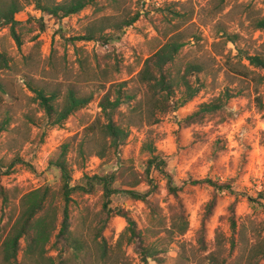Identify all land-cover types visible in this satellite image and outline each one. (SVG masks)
Masks as SVG:
<instances>
[{"label":"rangeland","instance_id":"rangeland-1","mask_svg":"<svg viewBox=\"0 0 264 264\" xmlns=\"http://www.w3.org/2000/svg\"><path fill=\"white\" fill-rule=\"evenodd\" d=\"M169 8L186 15L183 27L188 28L190 44L178 58L183 62L202 64L203 72L196 82L200 90L175 112L162 115L156 124L146 126L138 122L117 156L99 159L93 155L83 166H77L74 148L84 135V128L100 116L103 80L118 83L136 75L143 60L151 53L158 31H164L163 18L169 15ZM137 11L142 16L125 28L119 40L109 43L69 41L83 34L86 24L96 18ZM24 13L25 16L19 18L23 21L22 26L15 28L20 47L9 28H0V51L8 60V67L0 70V121L4 117L10 121L8 130L0 134V163L7 166L18 156L30 162L33 169L17 165L7 174L3 168L0 186L19 197L43 185L57 189L59 172L49 166V161L62 143H69L67 158L73 184L80 182L84 175L116 172L120 161L131 160L141 181L138 188L145 191L148 188L144 178L146 156L140 147L150 136L157 151L166 157L167 168L176 182L187 178L230 181L237 192V202L234 209L236 232H233L228 207L234 201V195L228 192L218 195L211 215L205 219V205L213 193L210 186L187 184L176 198L168 194L165 180L156 175L158 187L150 199L158 208L161 224L154 234H150L145 230L148 211L145 204L125 195L114 196L113 206L128 210L138 228L143 229L145 243L154 244L160 252L156 261L147 258L149 264H212L213 257L219 262L225 261L222 264L247 263L249 247L256 241H264V210L252 208L246 198V195L256 198L259 192L264 193V71L256 70L253 74L257 80L261 77L259 84L236 71L246 70L241 63L247 66V62L238 59L244 53L264 52V32L254 30L251 24L253 17L264 15V0H98L97 6L65 19L61 25L46 20L44 30L37 21L41 15L33 2L25 7ZM225 32L237 35L236 41H227ZM192 35L198 37L197 42ZM70 86L82 94L92 93V100L63 125H47L40 107L33 100L32 88L63 91ZM108 86L106 83L105 87ZM133 88L138 89L136 85ZM226 92L232 97L221 111L207 115L189 127L179 124L202 103ZM116 185L121 186V182L118 180ZM101 193L96 189L83 197L72 198L69 207L71 229L85 243V248L70 264H113L114 261L145 264L137 252V245H124V253L111 255L106 263L99 259L92 243V228L96 224L95 214L101 209ZM19 197H12L8 205H3L0 200V264H5L1 244L16 216ZM177 200L183 204L188 229L183 235L172 237L165 228L170 216L168 208L177 204ZM125 226L122 217L110 219L102 234L108 246L115 245ZM216 232L220 233L219 247ZM20 244L21 250L14 264H34L23 260L25 241L21 240ZM53 244L54 239L46 251L56 262L55 257L61 254L63 258L67 252L60 244L58 248ZM251 263L264 264V257Z\"/></svg>","mask_w":264,"mask_h":264},{"label":"trees","instance_id":"trees-1","mask_svg":"<svg viewBox=\"0 0 264 264\" xmlns=\"http://www.w3.org/2000/svg\"><path fill=\"white\" fill-rule=\"evenodd\" d=\"M34 3V8L40 13L37 19L39 26L44 30L46 20L61 25L65 19L78 15L88 7L97 6L98 0H0V28H9V33L21 46L19 35L16 33V27H21L22 22L19 18L24 17V9ZM169 15L163 18L165 28L163 32L158 31L157 39H153L155 44L152 46L151 53L143 60L142 66L136 75L129 80L114 83L103 80L101 87L104 91L100 102V116L84 128V135L77 142L75 149L74 162L77 166H83L85 161L96 156L99 159L117 156L121 147L126 143L130 130L138 126V122L149 126L156 124L162 115L175 112L187 102L191 101L200 86L196 84L198 76L203 72V66L198 61H180L178 56L184 48L190 44L188 28L183 27L186 24V15L176 9H168ZM142 13L121 12L119 15H105L96 18L86 24L84 32L78 37L70 38L74 43L76 40L100 41L109 43L119 40L125 28L132 26L140 19ZM29 18H33L29 16ZM28 18V19H29ZM27 19V20H28ZM251 24L254 30L264 32V15L253 17ZM61 32L62 29H59ZM63 32V31H62ZM237 35L225 32L227 41L235 42ZM194 42L198 37L192 35ZM239 61L244 59L247 66L241 63L246 70H237L236 72L247 76L255 84H259L261 77L257 80L253 74L256 70L264 71V52L262 53H244ZM8 60L0 51V70L8 67ZM100 72L104 77V71L99 65ZM109 83L108 88L105 84ZM133 83L132 85H128ZM136 85L138 89L133 88ZM30 86V85H29ZM32 88V87H30ZM35 95L34 101L40 107L46 124L55 127L61 126L73 114L79 112L92 100L93 95L82 94L75 87H66L63 91H46L44 87L32 88ZM232 97L226 92L223 95L202 103L196 111L188 115L180 125L189 127L201 121L207 115L221 111L226 101ZM146 114V116H145ZM146 118V119H143ZM9 118L4 117L0 121V134L8 130ZM141 153L146 156L144 161V178L148 188L140 191L138 188L141 181L136 176V168L131 160L120 161L116 172L106 174L84 175L80 182L72 183V172L68 154L70 144L62 143L54 156L49 161V166L59 172V185L57 189H52L49 185H43L31 189L22 195L17 196L11 191L0 186V200L3 205H8L13 197L18 198V208L16 216L9 227V231L2 242L3 262L5 264H14L17 261L21 250L20 241H25L22 258L28 263L34 264H70L85 248V243L75 236L71 229L72 221L70 219L69 207L73 202V196L83 197L100 189L101 209L95 214L96 223L93 226V240L96 253L99 259L106 263L108 257L116 253H124V245H137V252L145 264H149L147 258L153 261L158 260L160 253L154 244L145 243V233L143 229L138 228L137 223L131 217L128 210L113 206V197L125 195L129 199L138 200L145 204L147 213L145 215V230L154 234L157 226L161 224V217L158 208L152 204L151 197L157 190L155 176L159 175L166 182L168 194L178 197V193L187 184L207 185L213 190L211 199L205 205V216L207 219L211 215L217 201V196L228 192L234 195V201L229 205L230 228L236 232L235 205L237 202V192L234 191L230 181L220 182L210 178L175 181V177L167 168L168 161L156 149L152 137L147 136L140 147ZM23 166L33 169L30 162L14 158L7 166L0 163V171L5 168L4 173H11L15 166ZM121 186H117V181ZM246 198L252 208H262L264 210V193L259 192L257 197L246 195ZM62 205L59 206V202ZM170 216L165 230L172 237L183 235L188 229L183 204L177 200V204L170 205L168 208ZM119 216L126 221V226L120 233L114 246H108L105 237L102 235L104 229L108 226L110 219ZM201 244L203 250L204 244L203 228L201 229ZM220 233L216 232V245L219 247ZM54 239V248L60 244L67 254L61 258H54L47 255L46 247ZM232 248L235 242L231 241ZM140 249V250H139ZM249 258L247 263L264 257V241H256L247 250ZM110 253V254H109ZM215 257L212 264H222ZM113 264H119L114 261Z\"/></svg>","mask_w":264,"mask_h":264}]
</instances>
